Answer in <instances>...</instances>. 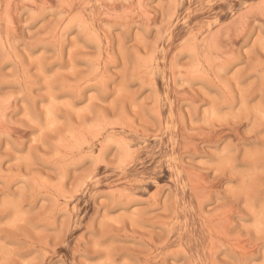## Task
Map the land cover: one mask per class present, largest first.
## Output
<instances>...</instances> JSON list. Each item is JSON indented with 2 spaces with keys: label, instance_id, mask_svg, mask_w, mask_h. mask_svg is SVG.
<instances>
[{
  "label": "rangeland",
  "instance_id": "obj_1",
  "mask_svg": "<svg viewBox=\"0 0 264 264\" xmlns=\"http://www.w3.org/2000/svg\"><path fill=\"white\" fill-rule=\"evenodd\" d=\"M0 264H264V0H0Z\"/></svg>",
  "mask_w": 264,
  "mask_h": 264
}]
</instances>
